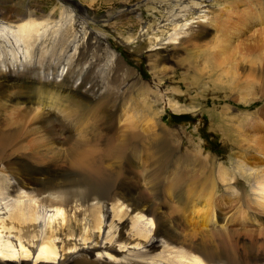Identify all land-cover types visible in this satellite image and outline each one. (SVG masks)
Segmentation results:
<instances>
[{
  "label": "bare ground",
  "instance_id": "6f19581e",
  "mask_svg": "<svg viewBox=\"0 0 264 264\" xmlns=\"http://www.w3.org/2000/svg\"><path fill=\"white\" fill-rule=\"evenodd\" d=\"M35 1L19 0L9 17L0 7V264H264V246L256 241L239 246L235 232L206 230L209 200L190 204L181 129L157 120L163 119L159 85L154 90L139 79L89 31L79 4L72 2L82 10L74 17L41 0L52 8L35 16L29 10ZM239 1L243 14L231 17L241 32L255 24L251 12L264 11V0H219L224 7ZM163 5L147 0L145 12L155 9L149 27L139 9L130 10L125 17L139 26L123 38L142 44L158 82L165 78L156 68L177 61L181 45L207 39L225 12L212 11L208 0ZM171 86L167 104L178 113L176 100L185 95ZM208 113L227 141L222 114ZM186 144L204 153L198 143ZM237 167L247 186L225 171L218 180L259 197L256 206L241 203L239 217L249 222V206L264 210V168Z\"/></svg>",
  "mask_w": 264,
  "mask_h": 264
},
{
  "label": "rangeland",
  "instance_id": "374dc122",
  "mask_svg": "<svg viewBox=\"0 0 264 264\" xmlns=\"http://www.w3.org/2000/svg\"><path fill=\"white\" fill-rule=\"evenodd\" d=\"M18 1L0 0V7L3 8L7 17L19 8ZM50 1L66 7L74 17L82 10L76 8L72 2L79 4L85 12L84 25L89 31L92 29V34L101 35L103 44L120 56L127 67L136 72L139 79L154 90L158 87L156 85H159L157 96L160 99V105L157 106V112L161 110L163 119L159 115L157 120L163 126L169 125L181 129V131L178 130L177 139L182 144L178 150L182 153L181 156L186 157L184 164L188 175L192 173L188 178L191 179L188 185L191 192L190 194L189 191L187 192L190 204L200 205L202 200L204 202L207 199L209 207L214 205L211 207L213 215L208 216L211 224L206 227V230L235 232L237 235L232 238L238 242L239 246L254 240L263 248L264 210L262 213L251 205L247 210L253 214L254 220L247 222L239 217L244 210L242 208L246 205L242 206L241 203L251 200L256 206L261 200L258 196H254L253 190L234 189L232 185L229 186L226 183L222 185L218 180V174L225 171L229 179L236 178L247 186V182L239 174L241 168L237 166L251 168V170L258 168V171L264 168V11L251 12L255 24L253 26L249 24L247 29L239 32L242 25H234L232 23L234 17L231 15L240 17L243 12L239 10L246 5L239 1L237 7L232 5L224 7L219 0H208L215 5L212 11L217 10L219 15V10L224 9L225 12L221 13L224 15L218 16V20L211 27L212 34L207 39L194 41L195 43L191 45H181V54L177 56V61L175 59L174 63H163L164 65H161L163 72L160 66L156 68V70L159 69L163 79L165 78L162 82H158L152 77L153 74L147 66L146 50L143 49L142 44L130 45L123 40L126 37H134L138 30L139 22L134 20L133 16L125 17L133 8L139 9L143 19H147L145 25L147 23H149L148 27L151 25L148 21L150 20L148 12L155 9L148 7V11L145 12L144 5L147 4V0ZM162 1L163 6H168L177 0ZM51 2L46 4L41 0L35 1L34 4L39 6L33 5L29 7V10L35 16L47 13V9L52 8ZM233 9L238 12L232 13ZM99 18L100 21L97 22ZM101 19L106 21L103 22ZM260 20L263 23H260ZM113 25L115 26L112 27ZM152 80L157 82L155 86L151 85ZM166 85H172L171 87L177 90V95H185L183 100H176L177 107H180L182 111L176 113L169 108L165 95ZM124 87L127 88L126 85ZM197 95L200 96L199 100H193ZM207 111L213 115H223L221 118L225 120L224 125L229 136L227 141H224L221 138L222 133L215 130L216 128L209 123L206 114L210 115V113ZM196 126H199V129L195 130ZM187 142L194 146L198 143L204 153L199 152L197 147H188ZM221 195L230 196L232 200L229 197L219 200ZM191 209L194 210V207ZM226 213L229 218L237 220L232 224L231 219H228V222L224 221L223 215ZM217 216L219 218H216ZM232 216L236 217L232 218ZM189 218L193 221L192 216L187 217L188 221Z\"/></svg>",
  "mask_w": 264,
  "mask_h": 264
}]
</instances>
